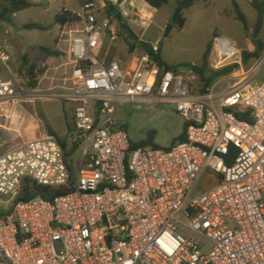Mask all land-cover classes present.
I'll return each instance as SVG.
<instances>
[{"label":"built area","instance_id":"built-area-1","mask_svg":"<svg viewBox=\"0 0 264 264\" xmlns=\"http://www.w3.org/2000/svg\"><path fill=\"white\" fill-rule=\"evenodd\" d=\"M78 1L61 26L68 86L52 94L74 104L73 131L66 148L47 135L0 155V206L12 207L0 264H264V80L200 93L188 72L157 71L158 43L124 60L97 55L105 34L117 39L116 20L103 0ZM0 61H10L1 43ZM17 95L0 72V102ZM155 99L184 118L185 140L133 147L118 105ZM25 179L50 198L18 201Z\"/></svg>","mask_w":264,"mask_h":264},{"label":"rangeland","instance_id":"rangeland-1","mask_svg":"<svg viewBox=\"0 0 264 264\" xmlns=\"http://www.w3.org/2000/svg\"><path fill=\"white\" fill-rule=\"evenodd\" d=\"M35 1L31 8L18 12L9 22L0 21V43L10 56V61L5 65L0 62V72L3 78L13 81L18 92L15 99L0 102V155L21 143L51 135L48 127L61 140H68L72 134L68 132L67 122L73 124V103L52 96L62 87L68 86L66 78L70 71L65 55L68 40L61 37V26L56 24L55 18L65 4L72 12H78L80 2ZM234 4L247 17L248 32L236 19ZM176 7L177 0H169L167 5L157 9L146 29L131 27L142 40H138L133 52L143 48L141 43H158L165 63L188 72L196 92L204 87L202 77H211L227 67H233V71L214 79L209 89L217 85L216 93H220L241 81L259 83L264 80V52L260 59L244 60V53L255 51L252 36L257 12L249 0H198L185 11V27L181 30L173 29L170 36L165 37L166 27L173 19ZM28 24H38L47 29L25 28ZM115 24L117 39L112 42L105 34L103 45L96 54L108 52L109 58L119 57L124 60L133 54L129 52V44L133 41L122 31L117 21ZM222 39L229 42L230 48L235 50L233 53L222 48ZM260 39L264 42V27ZM209 46L210 53L205 58ZM42 47L56 54L50 57L41 50ZM224 55L230 57H222ZM46 60L49 62L44 64ZM32 66L35 67L34 79L29 71ZM32 83H36V86H32ZM115 120L118 126L127 131L131 143H149L146 147L155 145L168 148L176 145L185 126L184 118L174 105L156 99L119 104ZM71 150L72 147L68 146L67 153ZM82 152L78 147L69 155L75 174L81 164ZM210 186L205 177L199 188L206 190ZM1 210L5 208L0 206ZM210 248V243L206 242L205 251L209 252Z\"/></svg>","mask_w":264,"mask_h":264},{"label":"trees","instance_id":"trees-1","mask_svg":"<svg viewBox=\"0 0 264 264\" xmlns=\"http://www.w3.org/2000/svg\"><path fill=\"white\" fill-rule=\"evenodd\" d=\"M106 4L105 6V13L108 17H113L120 25V28L122 31L128 36L130 40L133 41L132 44H129V52H133L136 48V45L138 43V37L134 34L131 27L128 25V23L125 21L124 16L122 12L120 11L118 4H120L121 0H118V3L115 4L113 0H103ZM145 3L149 4L151 7L155 9H161L165 5L168 4L169 0H143ZM198 0H177V7L174 13V23L168 24L165 31V37H169L173 29L181 30L185 27L187 19L185 17V11L189 9L193 4ZM251 6L256 10L257 12V20L254 25V34L252 36L253 45L255 47V51L252 53L246 52L244 53V60L247 61L249 58H256L260 59L262 57V54L264 52V42L260 39V35L262 32V29L264 27V1L263 0H250ZM32 4L30 0H0V21H7L9 22L11 20V17H13L14 14L23 11L25 9L31 8ZM235 13H236V19L240 21L243 25V28L246 32H248V20L241 8L234 4ZM73 12L63 10L61 13H59L56 18L55 22L57 25L63 26L68 22H72L74 20L73 18ZM25 28L28 29H40V30H46V27H43L38 24H28L25 25ZM141 45L147 49H151V46L149 43H141ZM211 46L208 47L207 52L205 53V58L209 56ZM41 50L48 53L50 56H54L56 54L55 51L50 50L49 48L42 47ZM153 60L157 64V71H167V70H176L179 69V67L170 66L165 63L163 60L161 54H157L153 56ZM194 70L197 71L196 67H192ZM35 67H30L29 71L30 74L33 75V79L36 78V75L34 74ZM233 71V67H227L219 72L214 73L211 77H202L204 81V87L200 91V93H206L207 90L212 85V82L214 79L222 76L229 75ZM43 71H41L40 74H42ZM32 86H36V83H32ZM238 117L241 119H245V116L238 114ZM67 128L68 132L72 133L73 128L70 123L67 122ZM185 130V127H184ZM183 133L180 135L179 142H182L185 140V134ZM48 132L55 136L56 139L63 145L64 148H66L68 144V140H61L60 137L56 135V133L48 127ZM133 147H146L150 145L149 143H138L134 144L131 143ZM173 146V145H172ZM154 148H160L158 146H153ZM78 149V145H75L72 147V150L70 153H67V156L72 154ZM68 190H57L56 193H64ZM43 197V198H50L47 188H43L39 186L36 182L25 179L23 182L22 190L20 191V195L18 196L17 200L22 201H28L31 199H34L36 197ZM12 212V207H10L7 211L1 210L0 216H4L5 214H10Z\"/></svg>","mask_w":264,"mask_h":264},{"label":"crops","instance_id":"crops-1","mask_svg":"<svg viewBox=\"0 0 264 264\" xmlns=\"http://www.w3.org/2000/svg\"><path fill=\"white\" fill-rule=\"evenodd\" d=\"M30 2L32 4V6L36 3L35 0H30ZM113 2L115 4H117L118 0H113ZM118 7H119L120 11L122 12L125 20L127 21L128 25L130 27L136 26V27H140V28H144V29H146L149 26V24L151 23V21L153 19L155 12L157 11V9L151 7L149 4L145 3L143 0H121L120 4H118ZM63 10L72 12L67 7V4H65L64 8L59 10V13H61ZM16 14H14L13 17ZM135 16H136V18L133 19V17H135ZM138 39L140 41H142L140 38H138ZM47 62H49V60H46L43 63L45 64ZM1 63L4 65L6 64L3 62H1ZM5 79L9 80L7 78H5ZM72 108L74 109V104H73Z\"/></svg>","mask_w":264,"mask_h":264},{"label":"bare ground","instance_id":"bare-ground-1","mask_svg":"<svg viewBox=\"0 0 264 264\" xmlns=\"http://www.w3.org/2000/svg\"><path fill=\"white\" fill-rule=\"evenodd\" d=\"M221 45H222V48H226L228 53H233L235 50H233L232 48H230V45H229V42L227 40H221ZM217 50H219V47H217ZM225 50V49H223ZM222 50V51H223ZM221 51V50H220ZM223 54V53H222Z\"/></svg>","mask_w":264,"mask_h":264},{"label":"water","instance_id":"water-1","mask_svg":"<svg viewBox=\"0 0 264 264\" xmlns=\"http://www.w3.org/2000/svg\"><path fill=\"white\" fill-rule=\"evenodd\" d=\"M173 23H174V17H173V19L170 21L169 24H173Z\"/></svg>","mask_w":264,"mask_h":264}]
</instances>
